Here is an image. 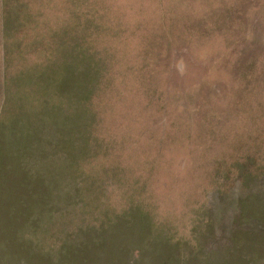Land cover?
Here are the masks:
<instances>
[{"label":"rangeland","instance_id":"obj_1","mask_svg":"<svg viewBox=\"0 0 264 264\" xmlns=\"http://www.w3.org/2000/svg\"><path fill=\"white\" fill-rule=\"evenodd\" d=\"M12 9L0 264H264V0Z\"/></svg>","mask_w":264,"mask_h":264},{"label":"crops","instance_id":"obj_2","mask_svg":"<svg viewBox=\"0 0 264 264\" xmlns=\"http://www.w3.org/2000/svg\"><path fill=\"white\" fill-rule=\"evenodd\" d=\"M12 0H0V84L3 82V69L8 67L9 39L12 34ZM15 27V24H14Z\"/></svg>","mask_w":264,"mask_h":264}]
</instances>
